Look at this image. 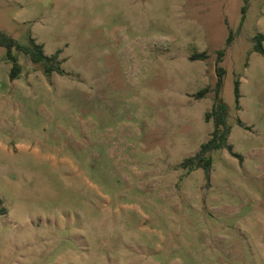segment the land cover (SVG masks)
Here are the masks:
<instances>
[{
    "label": "rangeland",
    "instance_id": "1",
    "mask_svg": "<svg viewBox=\"0 0 264 264\" xmlns=\"http://www.w3.org/2000/svg\"><path fill=\"white\" fill-rule=\"evenodd\" d=\"M0 31L64 69L0 46V264H264V0H0ZM218 67L242 157L208 178Z\"/></svg>",
    "mask_w": 264,
    "mask_h": 264
},
{
    "label": "trees",
    "instance_id": "2",
    "mask_svg": "<svg viewBox=\"0 0 264 264\" xmlns=\"http://www.w3.org/2000/svg\"><path fill=\"white\" fill-rule=\"evenodd\" d=\"M246 12V8L244 9ZM233 35L229 37V43H231ZM264 34H259L256 37V43L254 50L264 55ZM0 46L7 49V57L12 62V69L10 72V78L15 79L20 73V65L18 63L17 57L14 56L13 50L16 49L26 56H29L34 64H43L46 75L51 76L53 73L63 74L64 69L62 67V61L60 60V51H57L52 56H47L45 54V49L43 44L38 43L34 38L30 39L29 45H22L17 40L9 36L3 31H0ZM224 54L220 52L222 57ZM208 58L206 53H201L194 55L193 60H205ZM218 82L216 85L215 93V103L211 109L206 114L207 121H213V131L211 133L210 139L201 146L200 151L193 157L187 158L182 166L189 169H204L208 178H210V173L213 165L212 154L216 151L227 149L235 157H242L236 154L233 150V145L229 142L230 135L232 133V125L229 123V106L224 103L220 97V90L222 87V79L224 70L220 67L217 68ZM210 88L202 90L198 94V99L204 98L209 92ZM235 96L237 101V107L240 105L241 91H240V81H236L235 85ZM242 124V121H239Z\"/></svg>",
    "mask_w": 264,
    "mask_h": 264
}]
</instances>
